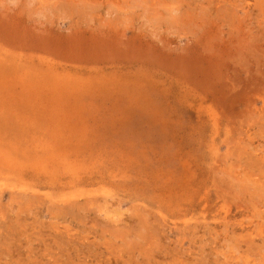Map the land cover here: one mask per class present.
Returning a JSON list of instances; mask_svg holds the SVG:
<instances>
[{
	"label": "rangeland",
	"instance_id": "rangeland-1",
	"mask_svg": "<svg viewBox=\"0 0 264 264\" xmlns=\"http://www.w3.org/2000/svg\"><path fill=\"white\" fill-rule=\"evenodd\" d=\"M0 264H264V0H0Z\"/></svg>",
	"mask_w": 264,
	"mask_h": 264
}]
</instances>
